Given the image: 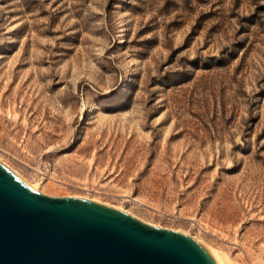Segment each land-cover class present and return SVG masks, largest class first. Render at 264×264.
<instances>
[{
	"label": "rangeland",
	"instance_id": "obj_1",
	"mask_svg": "<svg viewBox=\"0 0 264 264\" xmlns=\"http://www.w3.org/2000/svg\"><path fill=\"white\" fill-rule=\"evenodd\" d=\"M0 160L264 264V0H0Z\"/></svg>",
	"mask_w": 264,
	"mask_h": 264
},
{
	"label": "water",
	"instance_id": "obj_2",
	"mask_svg": "<svg viewBox=\"0 0 264 264\" xmlns=\"http://www.w3.org/2000/svg\"><path fill=\"white\" fill-rule=\"evenodd\" d=\"M0 264H229L190 235L32 188L0 160Z\"/></svg>",
	"mask_w": 264,
	"mask_h": 264
},
{
	"label": "bare ground",
	"instance_id": "obj_3",
	"mask_svg": "<svg viewBox=\"0 0 264 264\" xmlns=\"http://www.w3.org/2000/svg\"><path fill=\"white\" fill-rule=\"evenodd\" d=\"M12 170V169H11ZM17 174V173H16ZM18 175V174H17ZM19 177H20V175H18ZM22 178V177H21ZM24 180V179H23ZM25 181V180H24ZM26 182V181H25ZM27 183V182H26ZM33 186V185H32ZM33 187H35V186H33ZM38 191V190H37ZM84 198V197H83ZM118 208V207H117ZM120 209V208H119ZM122 210V209H121ZM124 211V210H123ZM126 212V211H125ZM156 226V225H155ZM176 231V230H175ZM221 253V252H220ZM226 259H228V258H226ZM229 262V261H228ZM229 264H230V262H229Z\"/></svg>",
	"mask_w": 264,
	"mask_h": 264
}]
</instances>
